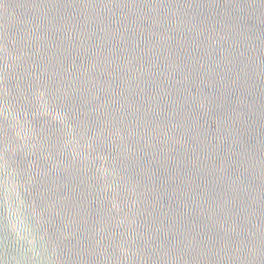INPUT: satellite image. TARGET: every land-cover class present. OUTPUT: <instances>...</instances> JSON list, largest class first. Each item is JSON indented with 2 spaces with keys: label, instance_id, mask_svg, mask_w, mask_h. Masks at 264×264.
Returning <instances> with one entry per match:
<instances>
[{
  "label": "water",
  "instance_id": "water-1",
  "mask_svg": "<svg viewBox=\"0 0 264 264\" xmlns=\"http://www.w3.org/2000/svg\"><path fill=\"white\" fill-rule=\"evenodd\" d=\"M0 264H264V0H0Z\"/></svg>",
  "mask_w": 264,
  "mask_h": 264
}]
</instances>
